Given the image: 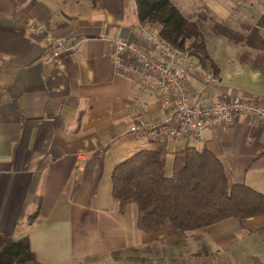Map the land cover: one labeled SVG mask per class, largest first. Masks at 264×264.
<instances>
[{
    "label": "crops",
    "instance_id": "obj_1",
    "mask_svg": "<svg viewBox=\"0 0 264 264\" xmlns=\"http://www.w3.org/2000/svg\"><path fill=\"white\" fill-rule=\"evenodd\" d=\"M202 1L223 20L264 13V0ZM134 7L131 0H0V236L27 237L43 264H264V214L169 243L172 225L145 233L136 205L121 209L114 200L116 164L144 151L164 158L170 174L173 153L195 146L129 131L137 117H157L160 108L157 93L134 91L113 64L112 40L135 33ZM60 36L68 41L53 57ZM212 42L218 73L197 66L190 83L219 99L264 104V71L240 59L257 52L240 45L217 55ZM143 102L147 114L137 106ZM204 139L231 183L264 193V125L238 117L231 127L206 129Z\"/></svg>",
    "mask_w": 264,
    "mask_h": 264
},
{
    "label": "trees",
    "instance_id": "obj_2",
    "mask_svg": "<svg viewBox=\"0 0 264 264\" xmlns=\"http://www.w3.org/2000/svg\"><path fill=\"white\" fill-rule=\"evenodd\" d=\"M135 4L140 22L155 27L166 42L187 51L203 69L211 68L215 75L219 70L207 43L212 34L256 51L254 58L243 53L240 59L264 71V13L255 22L237 15L223 20L207 5L205 13L187 17L172 0H135ZM112 196L121 209L136 205L137 226L145 233L172 225L174 233L165 242H181L188 232L229 218L242 221L264 214V193L246 183H231L216 154L189 144L173 153L170 174L164 158L144 151L116 164ZM0 264L43 263L27 237L0 236Z\"/></svg>",
    "mask_w": 264,
    "mask_h": 264
},
{
    "label": "built area",
    "instance_id": "obj_3",
    "mask_svg": "<svg viewBox=\"0 0 264 264\" xmlns=\"http://www.w3.org/2000/svg\"><path fill=\"white\" fill-rule=\"evenodd\" d=\"M134 37L119 33L112 40L115 71L129 81L134 91L157 93L160 108L157 117H137L129 127L130 132L160 142L192 140L198 150H203L204 131L208 128L231 127L238 117L253 125H264L261 102L240 96L219 99L193 86L188 74L198 66L196 58L166 42L155 27L138 21ZM67 41L66 36L55 40L53 57L64 52ZM204 77L211 84L218 83L212 75ZM137 106L147 114L146 103Z\"/></svg>",
    "mask_w": 264,
    "mask_h": 264
},
{
    "label": "rangeland",
    "instance_id": "obj_4",
    "mask_svg": "<svg viewBox=\"0 0 264 264\" xmlns=\"http://www.w3.org/2000/svg\"><path fill=\"white\" fill-rule=\"evenodd\" d=\"M172 1L183 12V14H185L187 17L199 15L201 13H205L206 12V9H205V6H204L206 4L203 1H201V0H172ZM249 1H251V0H246V2H249ZM134 2H135V0H131L132 4H134ZM134 9H135V7H134ZM256 17H257V15L254 18H256ZM254 18L253 17L252 18L249 17L248 20H251V21L255 22L256 19L253 20ZM207 24L209 25L210 22H207ZM263 33H264V30H263ZM207 38H208L207 39V43L209 45L211 44V40L213 41L212 42V47L215 48V53L217 55H222L223 53L225 54V52H227V51L231 52L232 48L236 49V48H239L237 46L242 45V44H236L235 42L230 41V40H229V44L228 43L219 42L218 39L220 38V36H216V35H212V34L208 35ZM228 46H229L230 49H228ZM233 51H235V50H233ZM184 145H186V141L182 142L180 144V146H184ZM169 243H172V242H169ZM167 263L170 264V262H168V261H167Z\"/></svg>",
    "mask_w": 264,
    "mask_h": 264
},
{
    "label": "water",
    "instance_id": "obj_5",
    "mask_svg": "<svg viewBox=\"0 0 264 264\" xmlns=\"http://www.w3.org/2000/svg\"><path fill=\"white\" fill-rule=\"evenodd\" d=\"M133 38H135L134 35H133L130 39H133ZM135 40H136V39H135Z\"/></svg>",
    "mask_w": 264,
    "mask_h": 264
}]
</instances>
